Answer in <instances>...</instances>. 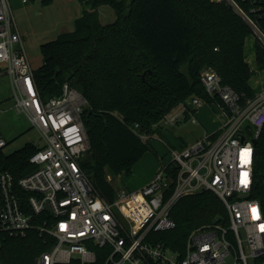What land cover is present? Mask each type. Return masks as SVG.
<instances>
[{
	"label": "built area",
	"instance_id": "built-area-1",
	"mask_svg": "<svg viewBox=\"0 0 264 264\" xmlns=\"http://www.w3.org/2000/svg\"><path fill=\"white\" fill-rule=\"evenodd\" d=\"M219 1L243 18L264 50V32L233 0ZM0 65L11 82L15 111L39 135L30 159L34 171L18 182L9 172L0 174V235L26 236L35 229L51 239L53 247L37 264H94L96 249L107 250L105 264H264V211L251 197L264 91L243 104L217 72L203 71L201 83L212 103L193 95L182 112L169 113L158 126L175 128L186 120L198 125L197 111L207 104L223 114V128L170 148L172 161L161 163L150 184L138 191L116 190L110 202L81 168L90 150L83 121L88 103L69 84L62 96L42 98L10 0H0ZM139 137L150 140L147 134ZM7 146L0 131V151ZM207 191L223 203L226 216L194 229L183 252L156 242L152 234L176 229L171 213L178 202Z\"/></svg>",
	"mask_w": 264,
	"mask_h": 264
},
{
	"label": "trees",
	"instance_id": "trees-1",
	"mask_svg": "<svg viewBox=\"0 0 264 264\" xmlns=\"http://www.w3.org/2000/svg\"><path fill=\"white\" fill-rule=\"evenodd\" d=\"M53 1L42 0V5ZM79 1L84 13L75 31L42 45L43 63L34 70V79L44 100L62 96L69 84L87 101L83 121L90 150L81 168L101 196L113 202L117 190L113 178L131 174L147 152L159 159L149 141L139 136L151 139L158 134L171 147L155 126L193 95L212 103L201 83L203 71L217 72L243 104L256 97L250 85L255 72L244 55L252 33L225 1ZM233 1L264 32V0ZM256 57L258 69L264 70V50L258 42ZM37 151L33 143L9 155L1 150L0 174L9 172L18 182L34 171L30 159ZM254 170L251 197L264 211V128L255 144ZM22 198L26 201L28 196ZM226 214L212 192L188 196L172 210L176 229L152 236L183 252L194 229ZM52 247L53 241L35 229L26 236L1 234L0 264H37ZM106 252L96 249L94 264H105Z\"/></svg>",
	"mask_w": 264,
	"mask_h": 264
},
{
	"label": "crops",
	"instance_id": "crops-1",
	"mask_svg": "<svg viewBox=\"0 0 264 264\" xmlns=\"http://www.w3.org/2000/svg\"><path fill=\"white\" fill-rule=\"evenodd\" d=\"M10 1L15 17H18H16V20L19 25L22 41L27 54L31 55L34 53V50L39 49L41 59H43L41 52L42 45L54 41L62 34L75 31L76 21L81 18L84 13V7L79 0H54L53 3L48 6H43L42 0H35L28 4H23L20 0ZM256 43L254 46H250L249 50H247L245 46L244 55L250 69L255 72V76L250 80V85L256 94H260L264 91V81H260L259 77L264 75V70H259L257 66ZM206 109L207 104L199 108L197 111V118L199 121L198 126H202V122L205 121L207 123V129H204L202 126V132L198 135L192 136L189 140H187L182 133L185 127L188 125L191 126V123L187 122L188 120L175 128H161V136H163L171 146H168V149L180 148L193 144L205 133L214 134L223 128L225 124L223 114L216 108H212V110L216 112L215 115L220 114L223 117L222 122L215 127L212 121L207 118V114L205 113ZM172 129H176V131H173ZM152 139H154L151 141L152 145L157 151L159 159L151 166L146 175L139 182H134L132 180L134 169L142 164L146 154L141 161L135 165L131 174H121L125 175L122 177L124 178V183L127 184L126 187L131 189L130 191H138L150 184L159 169L160 164L164 161V153H161L165 151L164 142L158 136H154ZM109 180H111V178H109Z\"/></svg>",
	"mask_w": 264,
	"mask_h": 264
},
{
	"label": "rangeland",
	"instance_id": "rangeland-1",
	"mask_svg": "<svg viewBox=\"0 0 264 264\" xmlns=\"http://www.w3.org/2000/svg\"><path fill=\"white\" fill-rule=\"evenodd\" d=\"M255 43H256V37L253 34H250L246 38V41H245V46L247 50H249L250 46H254ZM28 57L34 69H37L40 67L39 65H41V61L43 63V59H41L39 49L34 50V53L31 55L28 54ZM1 66L2 65H0V67ZM259 79L260 81H264V75L262 77H259ZM13 105H14L13 104V91H12L11 82L7 76L2 75L0 73V131L2 132L4 138L8 141V146L4 149V153L7 155L12 154L15 151L21 149L26 144L37 143L39 140V135L36 133L34 129H32L29 121L23 115L18 114L15 111ZM212 108H215V107L212 105H209V106L207 105V109L205 113L207 114V118L211 120L212 123L216 127L219 123L222 122L223 117L219 113H218L219 115H215L216 112H214ZM182 110H183V107L181 104L172 110V114L182 112ZM202 123H203L202 126L204 127V129H207V123L205 121ZM202 126H198V125L195 126L192 124L191 126L188 125L187 127L184 128L182 133L184 137L187 140H189L192 136L198 135L200 132H202V129H203ZM154 129L159 130L158 131L159 133L161 132L160 126H155ZM172 130L176 131V129L175 130L172 129ZM155 136H158V134ZM152 138L149 140V144L152 140H154ZM150 145L154 149L152 142ZM164 145H165V151L161 153L162 154L164 153L163 154L164 162L169 163L170 161H172V155L169 152L170 148L168 149L169 145L165 142H164ZM157 160L158 159H156V156L154 155L153 152H147L146 155L144 156L142 164L139 165V167H137L136 169H134L132 180L134 182H139L146 175L148 170L151 168L152 165L155 164ZM122 176H125V175H120L112 179V184L114 188L117 190H121V189L131 190L126 187L127 184L124 183V178Z\"/></svg>",
	"mask_w": 264,
	"mask_h": 264
},
{
	"label": "snow or ice",
	"instance_id": "snow-or-ice-1",
	"mask_svg": "<svg viewBox=\"0 0 264 264\" xmlns=\"http://www.w3.org/2000/svg\"><path fill=\"white\" fill-rule=\"evenodd\" d=\"M245 177L247 176V173L243 174ZM242 183H246V179L242 180ZM255 212V209L253 210Z\"/></svg>",
	"mask_w": 264,
	"mask_h": 264
},
{
	"label": "water",
	"instance_id": "water-1",
	"mask_svg": "<svg viewBox=\"0 0 264 264\" xmlns=\"http://www.w3.org/2000/svg\"><path fill=\"white\" fill-rule=\"evenodd\" d=\"M254 143L256 144V143H257V141H254Z\"/></svg>",
	"mask_w": 264,
	"mask_h": 264
}]
</instances>
